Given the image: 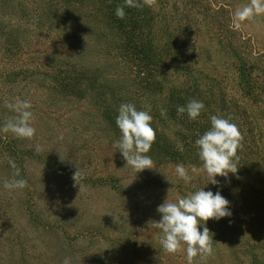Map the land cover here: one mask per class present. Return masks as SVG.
Here are the masks:
<instances>
[{
  "label": "trees",
  "instance_id": "16d2710c",
  "mask_svg": "<svg viewBox=\"0 0 264 264\" xmlns=\"http://www.w3.org/2000/svg\"><path fill=\"white\" fill-rule=\"evenodd\" d=\"M4 1L0 0V129L6 122L16 121L18 102H29L27 111L34 115L50 111L49 104L61 100L73 110L93 109L97 127L116 142L121 133L115 120L122 103L148 111L156 132L146 153L153 169L182 164L192 176L190 182L182 180V198L204 188L213 194L219 190L230 202L231 216L198 225L200 231L204 226L210 230L213 254H198L193 264H264V53L241 28L233 26L229 6L218 3L209 11L206 0H159L158 11L155 6H124L126 15L118 19L115 11L124 0H6V9ZM170 3L177 16L174 26ZM72 19L83 21L84 26L91 23L103 44L98 61L108 60V68L76 61L84 27L72 26ZM204 26L226 39L224 46L229 49H189ZM193 99L205 106L197 119L190 120L187 111L178 115L177 106H186ZM213 115L230 118L243 137L238 161L234 159L238 173H230L227 180L217 176L219 185L209 183L195 145L210 129ZM22 139L0 130V166L9 167L18 180L24 155L40 157L34 148L22 145ZM71 171L66 169L73 179L75 171ZM147 172L139 179L149 184ZM112 183L115 189H124L118 180ZM51 224L60 228L64 241L69 239L61 222ZM139 237L126 240L136 245L138 260L121 264H188L183 244L172 255L161 245L156 257L143 258L140 254L150 246L138 241ZM31 240L26 248L34 251L37 239ZM222 244L229 246L228 253L223 252ZM92 258L79 264H115L104 263L99 253Z\"/></svg>",
  "mask_w": 264,
  "mask_h": 264
},
{
  "label": "rangeland",
  "instance_id": "374dc122",
  "mask_svg": "<svg viewBox=\"0 0 264 264\" xmlns=\"http://www.w3.org/2000/svg\"><path fill=\"white\" fill-rule=\"evenodd\" d=\"M206 1L209 11L215 4L223 3L229 6L233 15L238 8L250 3V0ZM6 3V0L2 3L4 9ZM160 8L157 0L155 9ZM168 10L173 16V3L169 4ZM72 14L77 15V12ZM173 17L172 26L177 16ZM184 21L182 19V25ZM79 22L76 19L71 22L72 26L82 24L84 27L76 61L98 65L103 70L108 68V60L98 61L103 44L96 30L91 23L84 26L83 21ZM209 27L204 26L195 45L189 49H229L224 46L226 39L222 40ZM241 29L264 53V14L244 21ZM49 105L50 111L57 109L55 114H58L53 115L48 110L35 112L29 121L35 134L21 141L40 155L39 159L23 157L20 178L27 182L26 186L6 188L5 184H13L18 179L10 173L9 167L0 166V264H60L65 258L70 264L89 263L97 253L104 263L121 264L138 260L136 245L126 240L139 235L138 241L150 246L140 255L156 257L164 235L156 227V221L161 219L156 209L165 200L177 202L182 198V179L175 171L176 165L148 172L145 169L135 175L133 168L126 166L121 153L113 147L115 140L97 127L98 116L93 109L73 110L71 104L61 100ZM66 169L73 172L79 169L90 180L82 179L76 184L70 176L72 173H66ZM146 172L150 176L149 184L139 179ZM111 178L118 180V185L124 189L112 187L113 180L108 183ZM53 220L61 222L68 240L61 237L58 226L52 227ZM31 238L37 239L34 251L26 248L33 241ZM222 248L228 253L229 246L222 244ZM52 257L55 258L49 260Z\"/></svg>",
  "mask_w": 264,
  "mask_h": 264
},
{
  "label": "clouds",
  "instance_id": "9594fccd",
  "mask_svg": "<svg viewBox=\"0 0 264 264\" xmlns=\"http://www.w3.org/2000/svg\"><path fill=\"white\" fill-rule=\"evenodd\" d=\"M157 0H124L123 6H117L115 15L118 19H124L126 13L124 6L141 9L144 6L153 7ZM264 14V0H250V3L238 8L233 16V26L240 29L246 20H252L254 16ZM146 107H150L147 106ZM201 101L190 100L186 106H177V114L181 115L187 111L190 120H196L204 109ZM19 116L15 122L8 121L0 129L4 132L11 131L22 138H31L35 134V129L30 126L32 113L27 111L31 104L27 101L18 102L16 106ZM166 110H161L164 115ZM153 117L148 111H138L131 103H122L118 109V116L115 124L118 127L121 137L113 147L117 148L126 166H131L135 175L145 169H153L154 164L150 156L146 155L156 140V132L151 127ZM211 127L205 131L196 141L198 157L203 163V171L209 177V183L219 185L217 176L226 180L229 174L236 175L237 151L243 145V137L236 124L230 122V118H220L211 116ZM179 178L185 183L190 182L192 176L189 169L182 164H177L175 168ZM191 171L195 173L196 168ZM84 178L83 173L77 169L73 174V180L77 184ZM238 178V177H237ZM208 183V184H209ZM27 182L23 179L15 181L13 184H5L6 188H24ZM229 201L223 197L218 190L215 194L212 191H205L204 188L189 194L177 202L165 200L157 207V212L161 214V219L156 221V227L163 231L160 243L168 253H176L183 245H186V255L188 264H193V258L198 254L204 257L213 254L212 235L210 230L204 226L200 231L198 225H205L210 219L219 220L231 216ZM203 221V223H201ZM62 264H70L65 258Z\"/></svg>",
  "mask_w": 264,
  "mask_h": 264
}]
</instances>
